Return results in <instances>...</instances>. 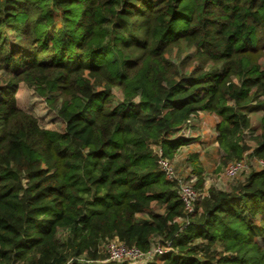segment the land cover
I'll return each instance as SVG.
<instances>
[{
	"label": "trees",
	"instance_id": "16d2710c",
	"mask_svg": "<svg viewBox=\"0 0 264 264\" xmlns=\"http://www.w3.org/2000/svg\"><path fill=\"white\" fill-rule=\"evenodd\" d=\"M21 83L63 132L21 108ZM201 114L219 170L264 160V0H0V264H131L105 262L115 239L172 244L144 264H264V169L189 215L160 169L156 148L172 161Z\"/></svg>",
	"mask_w": 264,
	"mask_h": 264
},
{
	"label": "rangeland",
	"instance_id": "374dc122",
	"mask_svg": "<svg viewBox=\"0 0 264 264\" xmlns=\"http://www.w3.org/2000/svg\"><path fill=\"white\" fill-rule=\"evenodd\" d=\"M191 53L192 52L181 53V58H178L180 52L178 49H174V51L172 52L169 58L174 64L177 65V67H179L180 69H182V71H184L183 68L180 66L181 62ZM195 65H196L195 61L192 62V64H190L189 67L187 66L186 71L190 72L194 67H196ZM17 98L19 100V104L21 108H23L28 113L35 115L39 119L40 125L43 128L58 133L64 131V123L61 120V118L57 115V113L54 110H52L48 106L44 98L37 95V93L31 86L25 83H21L18 88ZM246 113L249 116L252 125V128L246 132L248 134L247 137L249 138L248 145L251 148V150L246 153V155H248L251 154L252 151H254L255 149V144L250 140V138L259 134L261 130V126H262L261 107L257 105H253L249 111H246ZM202 115L201 117H203ZM208 120H210V118H208ZM191 121L193 122L194 120ZM197 122L201 123L199 125L200 127H195L196 126L195 122L192 124L190 123L189 129L184 130V132L182 131L180 136H184L186 138L188 136L189 137L194 136L195 138H200L198 139V142L196 143L194 149L195 151L202 153L206 148L205 151L206 153L202 155L204 159H202L201 161L198 160L199 163L197 162L195 164L194 169L192 168L189 169L190 172L189 171L186 172V168L188 169L187 164L190 163V161L186 158L188 156V152H185L184 154L180 155L177 158L176 163L179 164L178 168L176 163L170 160V164L176 170L177 176L179 178L185 179V181H190L193 178L195 182H198L199 178L198 175H196L197 173L196 169H200V171H202L201 176L204 179V184H203V188H200L199 190L203 193V195H208L209 189H211L212 187L227 191L232 187L236 186L238 183L245 182L250 171L253 168L262 169L257 167L255 164H251L250 165L251 169L249 171L244 172L235 179L228 178L226 175L228 166L225 168V165H222V167H220L221 169L219 170V165L221 163L223 152L216 145H214L215 141H214V136L212 135L216 134L214 133L215 131L214 127L216 125L215 121L212 122L209 121V124L207 125L206 123L207 121H204L203 118H199V120L196 121V123ZM208 127L210 130L208 129ZM191 140H196V139L192 138ZM191 152L193 153L194 150H192ZM156 153L159 155L160 149L156 148ZM253 161L254 159L249 162L251 163ZM153 210L154 212H158V213H161L162 211L159 209L158 205H154ZM146 218L147 216L144 215L140 216V219H146ZM258 241L261 243L262 246H264L263 239H259ZM106 248L107 245H105V253H107Z\"/></svg>",
	"mask_w": 264,
	"mask_h": 264
},
{
	"label": "built area",
	"instance_id": "2783aa9c",
	"mask_svg": "<svg viewBox=\"0 0 264 264\" xmlns=\"http://www.w3.org/2000/svg\"><path fill=\"white\" fill-rule=\"evenodd\" d=\"M163 153L160 149L159 153V166L165 175V178L170 181H177L179 185L180 199L184 204L187 214H193L195 210V203L203 200L207 195L195 187V180L192 178L190 181H185L177 176L176 170L170 164V161L162 157ZM255 164L257 167L264 169L263 159H254L253 162H249L247 158L241 161L232 162L226 171V175L230 179H235L239 175L250 170V165ZM189 221L186 220L184 227L189 225ZM107 259L105 262H129L131 264H144L148 261L154 260L156 257H161L172 251V244L167 242L162 244L161 241H157L151 249L144 252L137 247H128L125 244L119 242L118 239L110 241L107 245Z\"/></svg>",
	"mask_w": 264,
	"mask_h": 264
},
{
	"label": "crops",
	"instance_id": "0c3cea01",
	"mask_svg": "<svg viewBox=\"0 0 264 264\" xmlns=\"http://www.w3.org/2000/svg\"><path fill=\"white\" fill-rule=\"evenodd\" d=\"M254 105H256V104H254ZM202 115V114H201ZM203 117H201V118H203V120L204 121H207L206 123H207V125L209 124V121H215V124L218 122V118L217 117H215V116H210V115H207V114H203L202 115ZM208 118H210V120H208ZM198 121V120H197ZM195 124H196V126L195 127H200L199 125L201 124V123H199V122H195ZM208 129H209V127H208ZM214 129H215V127H214ZM186 130H188V129H186ZM210 130V129H209ZM205 133V132H204ZM214 133H215V131H214ZM249 133V132H248ZM212 136H214V141H215V138H216V134L215 135H212ZM186 138V137H185ZM192 138H194V139H196V140H191L190 142H188V143H186L185 145H182V146H180L179 148H178V151H177V153H176V155H175V157H174V159L172 160L173 162H175L176 163V160H177V158L180 156V155H182V154H184L185 152H188V156L186 157L189 161H190V163H188L187 164V166H188V169L186 168V172H190V168H192V169H194V166H195V164L198 162L199 163V161H201L202 159H204V157H202V155H204L206 152V148L204 149V151L201 153V152H197V151H195V149H194V147H195V145H196V143L198 142V139H200V138H195L194 136L193 137H187V139H192ZM203 144V143H202ZM214 145H216L218 148H219V146H218V144L215 142L214 143ZM187 150H189V151H187ZM192 150H194V152L192 153L191 151ZM196 158V159H195ZM199 160V161H198ZM196 161V162H195ZM194 162V163H193ZM176 165H177V168L179 167V164L178 163H176Z\"/></svg>",
	"mask_w": 264,
	"mask_h": 264
}]
</instances>
